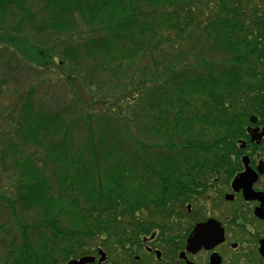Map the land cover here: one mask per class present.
I'll return each instance as SVG.
<instances>
[{
    "label": "trees",
    "instance_id": "1",
    "mask_svg": "<svg viewBox=\"0 0 264 264\" xmlns=\"http://www.w3.org/2000/svg\"><path fill=\"white\" fill-rule=\"evenodd\" d=\"M261 34L264 0H0V56L60 69L74 97L53 108L30 85L7 118L0 264H56L116 230L115 211L138 209L151 180L168 188L175 163L201 160L202 130L250 101ZM91 83L107 93L88 101Z\"/></svg>",
    "mask_w": 264,
    "mask_h": 264
},
{
    "label": "flooded vegetation",
    "instance_id": "2",
    "mask_svg": "<svg viewBox=\"0 0 264 264\" xmlns=\"http://www.w3.org/2000/svg\"><path fill=\"white\" fill-rule=\"evenodd\" d=\"M257 46L250 101L226 128L202 130L201 160L175 163L185 167L170 172L168 194L117 215L116 230H96L56 264H264V34Z\"/></svg>",
    "mask_w": 264,
    "mask_h": 264
},
{
    "label": "rangeland",
    "instance_id": "3",
    "mask_svg": "<svg viewBox=\"0 0 264 264\" xmlns=\"http://www.w3.org/2000/svg\"><path fill=\"white\" fill-rule=\"evenodd\" d=\"M79 28H81L83 33H87L88 31H90L89 27L85 25H79L78 30ZM33 37L35 39L38 38V36H33ZM167 52L168 51L165 50V53ZM165 53L163 52V54ZM214 58L216 59L217 57L214 56ZM220 58L221 57H218V59ZM8 60L10 62H8ZM4 64H8V67L3 68ZM29 64L31 65V67L29 66ZM29 64L26 61H24V59L19 60L16 56H13L12 54L10 55L3 53L0 56V80H2V82L4 81L3 84H1L2 82L0 81L1 82L0 83V135L2 136H3L2 133H8L9 135L12 133L10 132L11 127L8 124L7 118L8 117L15 118V114H12V112L15 111V109L13 110V108L17 103H20L21 101L19 99V95L23 91H26V89L29 88L30 85H34V87H36L34 89L35 90L34 98L36 100H41V98H43L46 105L50 107L53 108L58 106L62 107V105L65 104L67 98L69 99V102L72 100L73 94L69 92L70 88L68 84L61 77L60 69L53 68L49 70H38L35 69V66L33 65L34 63L33 64L29 63ZM111 85L107 87L110 89ZM84 90H86V93L80 92L79 94L84 98H86L88 101L92 100V96H101V93H103V91L107 93L106 87L105 90H100V91L97 90L95 83H91L90 86L85 87ZM106 97H109V95L106 94ZM88 101L85 104V106L88 104ZM19 105L20 104H18V106ZM96 107L104 108L106 107V105L104 102H97V104L94 105V108ZM73 131L77 138H79V136L84 134V131L81 129H73ZM192 156H188V157L192 158ZM8 163L9 161H4V165ZM144 164H145L144 161L140 162V166ZM146 164L148 166L150 163L147 162ZM151 165L154 164L151 163ZM180 166L185 167V164L184 165L180 164ZM8 174H10L9 170H5V172L3 171L0 172V182H1L0 195L3 194L4 189L6 191L5 196H9L12 195V193H14L13 181L6 176ZM156 178L150 181L149 193L144 194V196L146 195L145 200L151 202L153 201V203L157 200V198H154L152 192L154 191L160 192L161 190V192L163 193L169 191V186L168 188L164 186L165 184L163 178H159V179ZM142 202L140 204H142ZM130 210L132 209L125 208L123 215L128 213V211ZM117 211L123 212L122 209ZM9 221H10V213L0 201V224ZM90 241L91 238L90 240L88 239V241H84V243L89 244ZM88 244L85 246H88Z\"/></svg>",
    "mask_w": 264,
    "mask_h": 264
},
{
    "label": "water",
    "instance_id": "4",
    "mask_svg": "<svg viewBox=\"0 0 264 264\" xmlns=\"http://www.w3.org/2000/svg\"><path fill=\"white\" fill-rule=\"evenodd\" d=\"M86 259L85 258H81L79 261H73L74 263L73 264H81L85 261Z\"/></svg>",
    "mask_w": 264,
    "mask_h": 264
}]
</instances>
